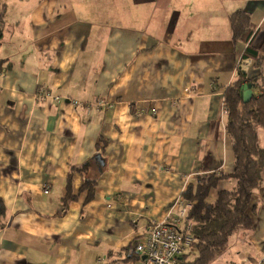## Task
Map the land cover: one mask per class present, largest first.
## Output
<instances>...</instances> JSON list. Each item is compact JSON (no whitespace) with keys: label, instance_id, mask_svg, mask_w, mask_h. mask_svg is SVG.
Returning <instances> with one entry per match:
<instances>
[{"label":"crops","instance_id":"crops-1","mask_svg":"<svg viewBox=\"0 0 264 264\" xmlns=\"http://www.w3.org/2000/svg\"><path fill=\"white\" fill-rule=\"evenodd\" d=\"M240 9L264 57V0H0V264H116L152 220L185 228L183 192L235 168L226 90L261 71L232 40ZM253 202L211 264L263 257L264 182Z\"/></svg>","mask_w":264,"mask_h":264},{"label":"trees","instance_id":"trees-1","mask_svg":"<svg viewBox=\"0 0 264 264\" xmlns=\"http://www.w3.org/2000/svg\"><path fill=\"white\" fill-rule=\"evenodd\" d=\"M232 40L235 43L246 44L242 55L243 59H250L261 71L259 75L249 79L246 72L239 67V80L229 86L225 93V105L228 108V122L226 130L231 140L235 168L232 174L217 177L209 174L199 176L194 185H190L182 194V198L190 204L184 225H192L191 233L195 237L192 245L193 260H187L191 253L188 251L183 257L187 264H211L220 257L229 247L230 237L240 230L253 229V214H256V205L253 202L255 192L264 182V148L258 142V130L264 128V57L252 47L255 33L251 21V13L240 9L230 15ZM3 44V24H0V48ZM6 60L0 59V75ZM246 83L260 86V92L245 102L241 89ZM263 88V89H262ZM85 170V167L78 168ZM224 178L235 180V187L220 191L215 202H209L208 196L213 188ZM70 179V178H69ZM90 184V185H89ZM92 182L83 185L82 190L90 188L92 198ZM76 196L71 192L69 180L67 193L64 196V206L68 207ZM4 204L0 200V214L3 215ZM1 222V221H0ZM2 225L0 224V228ZM140 239L132 243L128 255L121 261L137 263L140 259L135 248ZM186 264V263H185Z\"/></svg>","mask_w":264,"mask_h":264},{"label":"built area","instance_id":"built-area-1","mask_svg":"<svg viewBox=\"0 0 264 264\" xmlns=\"http://www.w3.org/2000/svg\"><path fill=\"white\" fill-rule=\"evenodd\" d=\"M187 212V206H183L180 218L183 220ZM166 220H152L146 235L141 238L136 246V253L140 260L136 264H181L180 256L188 247L192 246L194 237L191 234L192 225L186 229H179L181 224ZM182 223V222H181ZM116 264H134L131 262H120ZM264 264V255L257 262Z\"/></svg>","mask_w":264,"mask_h":264},{"label":"water","instance_id":"water-1","mask_svg":"<svg viewBox=\"0 0 264 264\" xmlns=\"http://www.w3.org/2000/svg\"><path fill=\"white\" fill-rule=\"evenodd\" d=\"M253 87L254 85L252 83H246L242 86L241 94L245 102L253 95Z\"/></svg>","mask_w":264,"mask_h":264},{"label":"bare ground","instance_id":"bare-ground-1","mask_svg":"<svg viewBox=\"0 0 264 264\" xmlns=\"http://www.w3.org/2000/svg\"><path fill=\"white\" fill-rule=\"evenodd\" d=\"M224 102H225V101H224ZM74 104L79 105V104H81V103H79L78 101H74ZM224 107H225V111L228 113V108L226 107L225 104H224ZM185 205L187 206V211H188V208L190 207V204H189L188 202H186V203L184 204V206H185ZM186 215H187V212H186ZM186 215H185V218H186ZM185 218H184L183 220H185ZM186 226H187V225H186ZM186 226H185V228H183V229H186ZM180 230H181V229H180ZM147 231H148V230H147ZM147 231H146V233H147ZM190 232H191V231H190ZM191 234H192V233H191ZM145 235H146V234H145ZM145 235H144V236H145ZM192 235H193V234H192ZM144 236H143V237H144ZM143 237H141V238H143ZM193 237H194V236H193ZM141 238H140V239H141ZM194 240H195V237H194ZM138 242H139V241H138ZM137 244H138V243H137ZM192 245H193V244H192ZM136 246H137V245H136ZM191 247H192V246H190V248H191ZM190 248L188 247L187 250H189ZM187 250H186V251H187ZM135 251H136V248H135ZM186 251H185V253H184L183 255L180 256V261H181V258L187 253ZM139 260H140V259H139ZM122 262H125V261H122ZM129 262H131V261H129ZM118 263H120V262H118ZM131 263H133V262H131ZM137 263H138V262H137ZM134 264H136V263H134ZM181 264H185V262L183 263V261H181Z\"/></svg>","mask_w":264,"mask_h":264},{"label":"rangeland","instance_id":"rangeland-1","mask_svg":"<svg viewBox=\"0 0 264 264\" xmlns=\"http://www.w3.org/2000/svg\"><path fill=\"white\" fill-rule=\"evenodd\" d=\"M249 100H250V98H249ZM249 100H248V101H249ZM248 101H246V102H248ZM253 199H254V196H253ZM235 236H236V234H235ZM189 248H190V247H189ZM236 248H238V247H236ZM188 251H190L191 253H190L189 256L187 257V260H188V261H189V260H193V259L195 258V255L192 253V252H193V251H192V248H190ZM222 255H223V254H222ZM222 255H221V256H222ZM221 256H220V257H221ZM220 257H219L218 259H220ZM187 260H186V261H187ZM214 262H215V261H214Z\"/></svg>","mask_w":264,"mask_h":264}]
</instances>
